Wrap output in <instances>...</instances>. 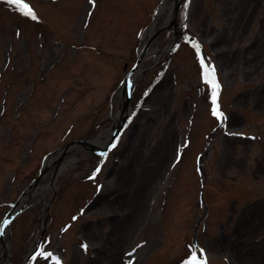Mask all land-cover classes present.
<instances>
[{
    "label": "rangeland",
    "instance_id": "374dc122",
    "mask_svg": "<svg viewBox=\"0 0 264 264\" xmlns=\"http://www.w3.org/2000/svg\"><path fill=\"white\" fill-rule=\"evenodd\" d=\"M23 1L36 20L0 0V223L37 177L39 193L5 228L10 264L35 249L52 195L32 264H186L195 251L192 264H264V0L179 1L220 83L212 144L214 90L191 42L163 30L118 144L58 164L64 144L109 138L121 82L172 0Z\"/></svg>",
    "mask_w": 264,
    "mask_h": 264
},
{
    "label": "water",
    "instance_id": "95a60500",
    "mask_svg": "<svg viewBox=\"0 0 264 264\" xmlns=\"http://www.w3.org/2000/svg\"><path fill=\"white\" fill-rule=\"evenodd\" d=\"M172 1H173L172 2L173 3V16H172L171 21L169 23H167L166 25L162 24L161 26H159L155 31H153L148 36L147 42L144 44L143 48L138 53L134 65L132 66V68L129 70L128 74L123 79V89L125 91L126 97L122 103V108L118 113V120H117L116 124L112 127L111 136H110L108 142L106 143V145L103 148H101V150H99L100 147H98L96 144L93 143L94 140H92V141L73 140V141L63 145L59 149L55 150V152H57V156L55 159L57 164L59 161H61L63 156H65L68 152L75 151L74 148H76V147L84 148V149L90 150L94 153L101 155V153H105V152L108 153L110 151L109 149H112L111 145L113 143H115V145L117 144L124 128L126 127L127 123L129 122L128 107L131 104V95H132L131 84H132L134 77H135V76H133V72L136 71V69H138V67L141 64V62L143 61V59L148 55L147 49H148L149 45L152 43V41L155 40L157 35L160 34L163 30H171L173 32V35H174L176 40H178L180 37H185L188 40H190L192 43H193V41H195L200 46V53L204 55L202 46L199 43V41L197 40V38L187 35L181 28H179V26L177 24V18H178V6H179L180 0H172ZM214 77H215V73H214ZM215 81L217 82L216 77H215ZM215 91L217 92V97H218L219 89L218 90L215 89ZM216 104L218 105L217 98H216ZM222 122H223V120L221 119L219 126H221ZM218 127H216L214 129V131ZM213 135H214V132H212V136ZM202 157H203V154H201L198 157L197 166L200 170L203 171V168L200 165ZM38 180H39V177H37L33 181V183L29 186V189L25 190L21 194L20 198H18V200L13 204L12 208L5 215L3 221L1 222L0 228H2V226L4 225L3 222L5 220L10 221L14 216L19 214L25 207L32 206V205H28L27 201L32 196V192L34 191L33 189H35V186H36V183ZM25 194H27L26 198L22 202H20L21 197ZM52 198H53V195L49 198L48 202L45 204L44 209H43V214L39 217V220L42 221V225L40 228V232H39L40 236H39V240L37 241L35 251L39 248L42 236L44 234V229L46 227L48 207H49V204L51 203ZM200 200L202 201V188L200 189ZM36 202H37V200L35 201V203ZM0 241L2 243V240H0ZM35 251L32 252L30 255H34ZM27 258H28V256H27Z\"/></svg>",
    "mask_w": 264,
    "mask_h": 264
},
{
    "label": "bare ground",
    "instance_id": "6f19581e",
    "mask_svg": "<svg viewBox=\"0 0 264 264\" xmlns=\"http://www.w3.org/2000/svg\"><path fill=\"white\" fill-rule=\"evenodd\" d=\"M173 2V1H172ZM166 12L167 13V17H166V19L163 21V24H167V23H169L170 21H171V19H172V16H173V3H171V4H169V5H162L161 6V9H160V11H159V14L160 13H162V12ZM153 27H151V28H149L148 30H147V33H146V37L147 36H149L152 32H153ZM172 46H173V41H169L167 44H166V46H164L163 48H156L155 49V53H156V55H157V57H156V59L154 60V62H157V59H158V55L160 54V53H166V52H168L169 50H171V48H172ZM144 71H143V69L140 67L138 70H136L135 72H133V76H135L134 77V79H137V77L140 75V74H142ZM118 96L124 101V99H125V97H126V94H125V91H124V89L121 87L120 89H119V91H118ZM128 109H129V115L130 114H133V110H132V108H131V106H129L128 107ZM117 120H118V115L117 116H115L114 117V119H113V123H112V125H111V127H110V129L109 130H106V132L105 133H107L108 134V137H110V134H111V131H112V127L116 124V122H117ZM100 136H102L101 134L98 136V138L100 137ZM98 138H96L94 141H93V143L94 144H96V145H99V147H100V150H101V148H103L105 145H106V143L108 142V140H109V138H107L104 142H99L97 139ZM75 149V151H79V149H81L80 147H76V148H74ZM71 152V151H70ZM59 171H60V169H59ZM37 193H39V190L38 189H35L34 191H33V193H32V196L33 195H37ZM4 236H5V229H3V231L1 232V240L2 239H4ZM6 255H9L8 254V252H7V248L3 245H1V243H0V259L1 260H4V258L6 257ZM6 258H8V257H6Z\"/></svg>",
    "mask_w": 264,
    "mask_h": 264
},
{
    "label": "snow or ice",
    "instance_id": "6c2138e0",
    "mask_svg": "<svg viewBox=\"0 0 264 264\" xmlns=\"http://www.w3.org/2000/svg\"><path fill=\"white\" fill-rule=\"evenodd\" d=\"M8 3L12 4V5H16V4H20L21 0H8ZM25 7L27 8V11L24 14L26 16H29L31 19L36 20L37 17H36V14L34 13V11L30 7H28L27 5H25ZM185 8H187V4L185 5ZM193 46H194V48L197 51L198 57L200 58L202 74H204L206 76V82L208 84H210L213 89H217L218 90L219 89V84L215 81V77H214V71L215 70H214V67L210 63L206 62V60L200 54V46H199V44L196 43L195 41H193ZM216 98H217V92L213 91L212 92V100H213L212 114L214 116H217V117L221 118L222 120H226V117H224V114L222 112L218 111V105L216 104ZM115 146H116L115 143H113L111 145L112 148H114ZM109 150H111V149H109ZM101 155L102 156H106L107 153L106 152L105 153H101ZM177 160H179V154L177 156ZM99 171H100V168L97 167L95 172H99ZM3 223L7 224V223H9V221L5 220ZM2 231H3V229L0 228V232H2ZM82 247H84L86 249L87 245L86 244L82 245ZM48 255H51V254L49 253ZM196 258H197L196 254L193 253V256H192L191 260L186 262V264H192V261H195ZM33 259H36V257H33Z\"/></svg>",
    "mask_w": 264,
    "mask_h": 264
}]
</instances>
